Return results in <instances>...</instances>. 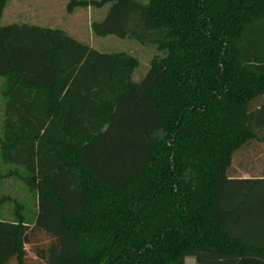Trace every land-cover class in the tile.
Listing matches in <instances>:
<instances>
[{"label":"trees","instance_id":"trees-1","mask_svg":"<svg viewBox=\"0 0 264 264\" xmlns=\"http://www.w3.org/2000/svg\"><path fill=\"white\" fill-rule=\"evenodd\" d=\"M13 1L0 176L28 197L0 198V264H264V0H69L162 53L138 83L127 53L3 26Z\"/></svg>","mask_w":264,"mask_h":264},{"label":"rangeland","instance_id":"rangeland-1","mask_svg":"<svg viewBox=\"0 0 264 264\" xmlns=\"http://www.w3.org/2000/svg\"><path fill=\"white\" fill-rule=\"evenodd\" d=\"M142 3H147L148 0H135ZM69 0H18L10 2L4 11L1 24H29L39 27L61 29L68 35L78 41L90 46L91 48L104 53L124 52L139 62L138 68L132 75L133 82H140L149 70L152 61L155 57H161L162 53L158 52L155 46L149 41L144 43L135 38L120 39L114 36L105 38H96L93 36L91 26L94 22L102 21L109 10V7L102 9L87 8L75 11L69 14L67 5ZM2 81V80H1ZM2 98L0 93V107ZM2 127V116L0 111V129ZM246 163L247 160H237ZM0 168V175L2 174ZM242 176V175H241ZM1 179V176H0ZM0 198L2 196H11L20 202H23L26 197L23 192L22 184L12 181L11 179L0 180ZM12 205L3 206L2 211L8 212ZM186 264H196L192 258L187 259Z\"/></svg>","mask_w":264,"mask_h":264},{"label":"crops","instance_id":"crops-1","mask_svg":"<svg viewBox=\"0 0 264 264\" xmlns=\"http://www.w3.org/2000/svg\"><path fill=\"white\" fill-rule=\"evenodd\" d=\"M13 24V23H12ZM12 24H8V25H12ZM243 178H249V176L248 175H246V174H244L243 175ZM188 259V258H187ZM187 259H186V263H187Z\"/></svg>","mask_w":264,"mask_h":264}]
</instances>
